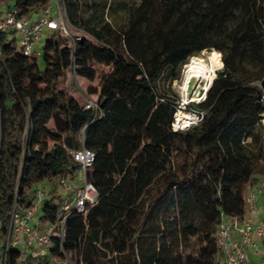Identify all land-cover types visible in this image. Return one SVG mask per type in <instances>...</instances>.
<instances>
[{"label": "trees", "instance_id": "16d2710c", "mask_svg": "<svg viewBox=\"0 0 264 264\" xmlns=\"http://www.w3.org/2000/svg\"><path fill=\"white\" fill-rule=\"evenodd\" d=\"M50 1L0 0V12L30 17ZM62 2L69 25L96 43L54 31L41 69L8 38L14 32H0V259L13 211L28 210L35 186L49 182L40 223L65 226L50 255L64 251L76 264H222L217 231L244 216L246 189L264 171V0ZM109 11L126 12L125 23L105 22ZM203 52L223 67L190 105L203 119L175 131L172 85ZM95 61L127 70L99 92L89 88L97 111L63 87L71 71L93 82ZM83 144L95 154L87 181L99 197L67 215L55 182L79 175L71 154ZM44 254L38 264H52ZM19 258L10 248L9 264L41 260Z\"/></svg>", "mask_w": 264, "mask_h": 264}, {"label": "built area", "instance_id": "2783aa9c", "mask_svg": "<svg viewBox=\"0 0 264 264\" xmlns=\"http://www.w3.org/2000/svg\"><path fill=\"white\" fill-rule=\"evenodd\" d=\"M70 28L72 27L69 25L62 0H51L36 20L31 17L18 18L14 11L0 12V32L17 34L21 40L20 48L28 57L37 54L34 49L40 43L44 30L59 32L72 43L78 36H74ZM201 98L205 99V96ZM186 105H180L174 115L173 129L175 131L186 130L191 125L199 123L204 117L203 112L190 111L187 114L193 120L185 125L180 115L183 113L181 109L185 110ZM85 109L97 111L96 99L88 97ZM262 123L264 125V119ZM71 156L74 162L80 165L79 175L75 178H61L58 181V192L64 197L63 211L67 215L74 211L84 213L86 207L95 204L99 197L96 187L87 181V171L95 158L94 152L83 144L82 148L72 152ZM255 179V188L249 190L245 196L244 216L241 219L238 217L224 219L217 231V248L222 257V264H251L248 250L260 251L258 242L263 244L264 254V221L258 219L259 212L256 208V192L264 190V171L257 174ZM46 197L47 192L38 188L33 194V204L28 210L22 214L13 211L6 248L0 264H9L10 248L20 251V263L26 262L29 256L37 258L47 253L52 264H76L64 251H62V256L49 254L53 239H63L65 226L64 221L59 225H41L39 215Z\"/></svg>", "mask_w": 264, "mask_h": 264}, {"label": "rangeland", "instance_id": "374dc122", "mask_svg": "<svg viewBox=\"0 0 264 264\" xmlns=\"http://www.w3.org/2000/svg\"><path fill=\"white\" fill-rule=\"evenodd\" d=\"M97 2H104V0H96ZM119 0H111L112 3L117 2ZM110 3V0H108V4ZM10 6H12V2H10ZM2 10H6V7H3ZM89 13H84L83 14V18L86 19V17L88 16ZM126 12H118L117 14L115 13H111L109 12H105L104 13V20L105 22H109L112 26L116 27L117 25H122L125 23L126 21ZM71 29V33L74 36H82L85 37L87 39H89L91 42L96 43V40L93 39L90 35L86 34L85 32L81 31V30H76L74 28H70ZM52 35L51 31H47L44 30L43 35H42V39L40 41V43L36 46V48L34 49L38 60V64L40 66L41 69H43L44 65H43V61H42V48L44 45L45 40ZM13 37L16 38V45L18 47H20L21 45V40L18 37L17 34H10L8 36L9 39H12ZM198 57L203 58L204 61L209 64L212 65L213 67V71L210 72L208 74L207 77H203L202 80H200V82L198 83V85L196 86L195 90L193 91L192 95L190 97H188V95H183L181 90H180V86L182 85L183 82V78H184V67L182 68L181 71V75L179 80L175 81L172 85V91L178 95L179 97V101H180V105L184 104L186 105V109L181 111L183 113H190V109H191V104H198L202 101H200L201 97L205 96V89H206V85L207 83H211L212 81L215 80L216 76H217V72L220 71L223 67V63H219L220 59L219 57L218 60L216 59V57L214 55H211L210 52H203L202 54H200ZM214 58V60L212 61L211 58ZM221 58V57H220ZM192 59V58H191ZM191 61V60H190ZM189 61V62H190ZM221 62V61H220ZM214 65V66H213ZM93 68L96 71V78L93 82H90L84 78H80L78 77L74 72H70L67 75L66 80L63 82V87L68 91V93H70L71 95H73L81 104L85 103L88 97H92L94 99L98 98V94L97 95H92L89 93V88H93L96 89L98 92L105 87L106 85L110 84L111 82L117 80L123 73L127 72V70H121L119 69L115 64L113 63H102V62H94V66ZM199 90L202 91L201 93H199ZM204 99V98H203ZM56 184V190L58 192V182H55ZM54 185L47 182L44 184H40V185H36L35 188H41L43 190L50 191L51 188H53ZM41 260L39 261H32L31 264H38V263H47V259L48 256L46 254H44L43 256H41L40 258ZM1 261V259H0Z\"/></svg>", "mask_w": 264, "mask_h": 264}, {"label": "bare ground", "instance_id": "6f19581e", "mask_svg": "<svg viewBox=\"0 0 264 264\" xmlns=\"http://www.w3.org/2000/svg\"><path fill=\"white\" fill-rule=\"evenodd\" d=\"M211 60L213 61L214 58L212 57ZM213 70L214 69L212 65L207 64L203 58H200L198 56L192 58L191 61L184 67V78L182 85L180 86L182 94L189 95L194 82L197 80H202L203 77H207L208 74ZM208 85L209 82L207 83L206 88H208ZM202 100L203 98L200 99V101ZM180 117L184 120L185 125H188L191 120H193V118L186 113H182Z\"/></svg>", "mask_w": 264, "mask_h": 264}, {"label": "crops", "instance_id": "0c3cea01", "mask_svg": "<svg viewBox=\"0 0 264 264\" xmlns=\"http://www.w3.org/2000/svg\"><path fill=\"white\" fill-rule=\"evenodd\" d=\"M42 14V10H39L38 12L31 13L30 17L33 20L38 19ZM256 184L254 186H248L246 189V194L249 190L255 188ZM256 208L258 209L259 215L258 219L261 221H264V190H260L256 192ZM225 220H229V218H226ZM257 245L259 246L258 252L253 250H248V257L251 264H264V254L262 252L263 244L261 242H258Z\"/></svg>", "mask_w": 264, "mask_h": 264}, {"label": "water", "instance_id": "95a60500", "mask_svg": "<svg viewBox=\"0 0 264 264\" xmlns=\"http://www.w3.org/2000/svg\"><path fill=\"white\" fill-rule=\"evenodd\" d=\"M199 82H200L199 80H197V81L194 82V84H193V86H192V88L190 90V93H189L188 97H190L192 95L193 91L195 90V88H196V86L198 85ZM212 83H213V81L211 83H209L208 88L210 87V85ZM260 87H261V89H262V91L264 93V79L260 83ZM208 88L205 89V92L208 90ZM199 93H201L200 90H199Z\"/></svg>", "mask_w": 264, "mask_h": 264}]
</instances>
